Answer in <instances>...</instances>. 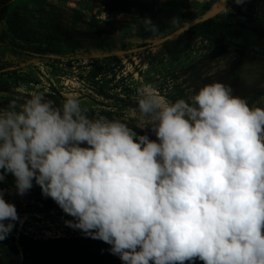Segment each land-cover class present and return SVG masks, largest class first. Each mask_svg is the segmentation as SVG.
Instances as JSON below:
<instances>
[{
	"label": "clouds",
	"instance_id": "clouds-1",
	"mask_svg": "<svg viewBox=\"0 0 264 264\" xmlns=\"http://www.w3.org/2000/svg\"><path fill=\"white\" fill-rule=\"evenodd\" d=\"M136 91L149 117L136 127L150 125L156 141L90 118L76 96L60 107L41 93L11 102L0 111V182L11 174L24 196L35 181L74 218L67 226L111 245L123 264H264V108L219 81L191 102ZM4 195L0 241L23 223Z\"/></svg>",
	"mask_w": 264,
	"mask_h": 264
},
{
	"label": "rangeland",
	"instance_id": "rangeland-1",
	"mask_svg": "<svg viewBox=\"0 0 264 264\" xmlns=\"http://www.w3.org/2000/svg\"><path fill=\"white\" fill-rule=\"evenodd\" d=\"M224 3L215 17L236 15L264 28V0H249L243 7L232 0H0V35L12 47L26 49L0 47V60L14 62L0 74V111L13 101L23 104L33 93L43 94L56 107L72 95L90 118L119 119L156 141L150 125L136 127L149 121L137 103L136 90L142 85L152 86L169 102H191L199 89L219 81L230 84L233 94L250 106L260 107L264 97L253 104L250 92L264 88V54L218 51L213 40L184 35L183 27ZM51 22L62 28L59 52L34 60L27 44L46 47ZM152 25L157 34L141 37L140 31ZM91 32L111 40L100 45ZM0 189L7 202L21 204L16 209L23 221L0 241V264H101L113 256L111 245L67 226L65 221L74 218L62 210L32 212L28 205L42 195L35 181L20 196L9 174ZM111 264L123 262L118 258Z\"/></svg>",
	"mask_w": 264,
	"mask_h": 264
},
{
	"label": "trees",
	"instance_id": "trees-1",
	"mask_svg": "<svg viewBox=\"0 0 264 264\" xmlns=\"http://www.w3.org/2000/svg\"><path fill=\"white\" fill-rule=\"evenodd\" d=\"M182 29H185V27ZM48 31L49 34L47 35L46 47L34 43L27 44L30 54L34 56V60L35 57L38 59L39 57L57 54L59 52L58 45L63 37L61 25L51 22ZM90 34L94 35L100 45H105L107 40H111L109 36H104L100 39L99 33L97 32H91ZM156 34L157 31L155 28L140 31V36L143 38ZM184 35L190 36L191 38L205 37L213 40L219 45L217 49L218 51L227 49L241 53L264 54V28L236 19V15L214 17L194 26L193 28L185 30ZM19 36L20 35L18 34L16 35L18 38ZM6 46L12 47V44L6 43L3 36L0 35V47ZM13 47L26 52L24 45H14ZM13 65L14 62L12 61L0 60V74H3L2 72L12 68ZM250 94L251 100L254 102L253 104H258L261 102L262 97H264V88H253L251 89ZM247 102L249 103L250 101ZM13 204L16 208H21V204L17 201L13 202ZM28 208L32 212L50 208L62 210L50 197L46 198L43 195L35 197L34 203L28 205ZM92 242L93 240L91 243Z\"/></svg>",
	"mask_w": 264,
	"mask_h": 264
},
{
	"label": "water",
	"instance_id": "water-1",
	"mask_svg": "<svg viewBox=\"0 0 264 264\" xmlns=\"http://www.w3.org/2000/svg\"><path fill=\"white\" fill-rule=\"evenodd\" d=\"M231 0H227V2H229ZM226 6V3H224L223 5H221L220 7H218L217 9L211 11L210 13L192 21L191 23H189L188 25L185 26V29H183V31L193 28L194 26L203 23L209 19L214 18L224 7ZM261 108H264V102L263 104L260 106ZM119 257L116 255H113L112 257H110L109 259H107L106 261L102 262L101 264H111L112 262L116 261Z\"/></svg>",
	"mask_w": 264,
	"mask_h": 264
}]
</instances>
